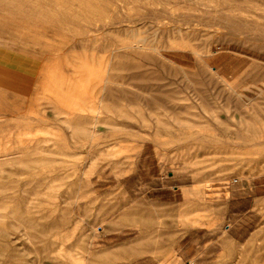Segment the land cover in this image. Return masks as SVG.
Here are the masks:
<instances>
[{
  "label": "rangeland",
  "instance_id": "rangeland-1",
  "mask_svg": "<svg viewBox=\"0 0 264 264\" xmlns=\"http://www.w3.org/2000/svg\"><path fill=\"white\" fill-rule=\"evenodd\" d=\"M0 264H264V0H0Z\"/></svg>",
  "mask_w": 264,
  "mask_h": 264
}]
</instances>
